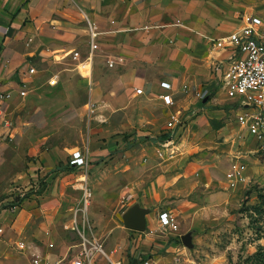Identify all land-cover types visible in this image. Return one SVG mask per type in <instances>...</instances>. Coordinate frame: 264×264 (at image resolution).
<instances>
[{
  "label": "crops",
  "instance_id": "obj_1",
  "mask_svg": "<svg viewBox=\"0 0 264 264\" xmlns=\"http://www.w3.org/2000/svg\"><path fill=\"white\" fill-rule=\"evenodd\" d=\"M90 23L100 31L91 61L85 60ZM242 25L226 0H0V92H11L2 107L13 116L10 129L0 117V168L9 141L22 142L34 128L42 170L60 161L66 165L72 148L40 147L50 137L44 128L49 120L67 119L79 111L84 115L85 105L80 104L85 96L98 104L106 119L99 128L87 121L85 130L79 131L76 141L80 139L81 149L88 150V169L128 168L121 190L132 198L119 213V206L111 203L116 192L97 190L87 207L97 228L93 235L112 257L128 264L147 258L150 264L182 262L181 244L170 239L175 233L160 229L157 215L167 210L180 216L190 196L183 187L192 178L188 165L157 155L156 141L176 111L188 115L178 129L181 135L195 112L189 110L197 103L194 93L213 88L212 66L229 53L216 47L213 39ZM74 51L80 54L76 60ZM29 68L34 73L29 74ZM51 76L57 80L53 86L47 83ZM160 81L171 84L173 105L161 102ZM23 82L27 95L20 97L17 91ZM184 84L186 92L181 91ZM136 88L143 93L136 94ZM73 93L81 99L73 100ZM215 99L198 101L209 105ZM127 129L134 131L136 140L129 147L123 139ZM102 198L108 207L101 205ZM133 206L146 211L144 231L123 225V214ZM10 218L7 209L0 208V264H11L22 253L3 238L4 226L20 225L18 215Z\"/></svg>",
  "mask_w": 264,
  "mask_h": 264
},
{
  "label": "rangeland",
  "instance_id": "obj_2",
  "mask_svg": "<svg viewBox=\"0 0 264 264\" xmlns=\"http://www.w3.org/2000/svg\"><path fill=\"white\" fill-rule=\"evenodd\" d=\"M226 1L237 10V17L253 14L261 17L264 23V0ZM214 85L209 89L208 97L216 96L217 99L209 105L199 103L197 92L194 93L197 103L189 110L195 112L175 139L173 155H166L182 166L188 165L192 178L183 187L184 192L187 188L190 191L189 202L184 201L183 212L180 216L175 215L178 222V230L174 232L176 237H170L181 244L184 259L178 264H242L259 245H264V152L256 150L254 142L235 121L237 109L233 101L224 97L218 82ZM72 97L73 100L81 99L77 93ZM86 101L83 96L81 107ZM3 104H0V117L5 126V121H13V116L5 112ZM86 122L80 111L67 119L49 120L44 129L50 137L40 147L57 144L82 148L84 144L80 139L76 140L79 131L85 130ZM102 124L91 121L90 126L99 128ZM124 131L126 145H134V131ZM37 133L34 128L22 142L9 141L0 168V202L10 194L18 198L15 210L10 204H2L10 217L19 216L18 227L4 226L3 238L22 252L11 264H30L31 251L49 257H52L49 253L63 256L68 246L77 241L71 228V217L73 208L79 203L81 191L78 185L83 172H72L62 161L54 168L42 170L36 156ZM236 160L246 164L248 178L244 184L231 189L225 182V173ZM125 170L108 166L87 169L86 178L92 191L90 201L95 200L97 190H112L117 197L110 202L119 206L120 213L132 200L121 190ZM17 188L19 190H15ZM101 202L108 207L105 198ZM254 207L261 211L254 214L257 222L252 224L248 214ZM86 217L95 231L97 228L89 211ZM182 236L188 237L189 246L181 243ZM20 242L25 243L27 249L20 250Z\"/></svg>",
  "mask_w": 264,
  "mask_h": 264
},
{
  "label": "built area",
  "instance_id": "obj_3",
  "mask_svg": "<svg viewBox=\"0 0 264 264\" xmlns=\"http://www.w3.org/2000/svg\"><path fill=\"white\" fill-rule=\"evenodd\" d=\"M240 20L243 25L231 31L224 37L213 39V43L220 49L229 51L224 59H220L213 64L215 82L220 84L224 97L232 100L236 110V122L241 129L246 131L248 137L254 142L256 150L264 152V23L261 17L253 14H242ZM4 32L7 28H4ZM88 48L85 60L91 61L92 53L98 48L99 28L96 24L90 23L87 30ZM28 38L27 42H30ZM80 54L74 51L72 58L78 59ZM108 66L113 65V61H108ZM28 73H34L33 68L28 69ZM47 83L51 86L57 83L54 76L48 78ZM215 84V83H214ZM160 88L163 92L159 95L161 102L170 106L174 104L171 94V84L167 81H160ZM215 86V85H214ZM213 86V88H214ZM187 85L181 86V91L186 92ZM18 95H27V86L23 82ZM136 94H142L141 88L135 89ZM209 89L197 92L200 101L209 100ZM11 98L10 91L0 92V104ZM1 111V110H0ZM84 116L86 120L104 122V115L98 111V104L87 101L84 106ZM188 115H183L180 111L170 114L165 121L163 132L156 141V152L159 157H171L175 148V139L178 136V129L183 126ZM7 129L12 127V121L6 120ZM8 138L12 139L9 134ZM66 165L73 170L83 172L78 188L81 191L79 203L73 208L71 217V228L77 236V241L70 244L66 253L49 257L39 252L31 251L30 264H128L121 258L112 257L105 249L103 241L93 235V229L88 223L86 212L92 191L88 185L86 173L88 169V150L87 148H74L69 153ZM247 166L244 162L234 161L225 173V182L228 188H236L244 184L247 180ZM15 190H19L18 188ZM15 192V191H14ZM16 195L8 196L0 202L4 206L10 204L12 210L17 208ZM125 200V198H124ZM5 208V207H4ZM160 229L167 232H176L178 222L176 216L167 210H162L157 215ZM3 233L0 227V236ZM20 250L27 249L23 242L18 243ZM140 264H150V259H144Z\"/></svg>",
  "mask_w": 264,
  "mask_h": 264
},
{
  "label": "water",
  "instance_id": "obj_4",
  "mask_svg": "<svg viewBox=\"0 0 264 264\" xmlns=\"http://www.w3.org/2000/svg\"><path fill=\"white\" fill-rule=\"evenodd\" d=\"M203 101H206L204 99ZM145 213L146 211L133 206L129 208L122 216L123 225L125 228L135 231H144L145 229ZM182 242L185 245H190V241L187 236H182Z\"/></svg>",
  "mask_w": 264,
  "mask_h": 264
},
{
  "label": "trees",
  "instance_id": "obj_5",
  "mask_svg": "<svg viewBox=\"0 0 264 264\" xmlns=\"http://www.w3.org/2000/svg\"><path fill=\"white\" fill-rule=\"evenodd\" d=\"M260 211H261V209L259 210L256 207L253 208L252 213H249L248 214V217L250 219V223L253 224V223H256L257 222V219L254 216V214H256V213H258ZM263 238H264V236H263ZM242 264H264V245H259L258 248L256 249V251L254 253H252L251 255L247 256L243 260Z\"/></svg>",
  "mask_w": 264,
  "mask_h": 264
}]
</instances>
